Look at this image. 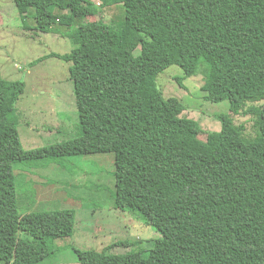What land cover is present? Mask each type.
<instances>
[{
	"label": "trees",
	"instance_id": "1",
	"mask_svg": "<svg viewBox=\"0 0 264 264\" xmlns=\"http://www.w3.org/2000/svg\"><path fill=\"white\" fill-rule=\"evenodd\" d=\"M14 1L25 29L33 8L34 30L75 31L71 52L31 64L50 56L71 63L79 132L25 148L18 111L25 82L0 74V260L37 264L50 254L49 240L74 230V209L20 212L17 162L112 151L115 207L161 235L150 250L112 252L130 244L121 241L76 249L82 264H264V0H102L124 6L123 31L84 21L98 12L93 0ZM63 17L76 28L65 32ZM200 63L205 99H227L231 112L217 114L221 129L206 140L198 120L179 116L180 98L155 92L169 66L191 76ZM240 113L254 114L253 133L235 122Z\"/></svg>",
	"mask_w": 264,
	"mask_h": 264
},
{
	"label": "rangeland",
	"instance_id": "2",
	"mask_svg": "<svg viewBox=\"0 0 264 264\" xmlns=\"http://www.w3.org/2000/svg\"><path fill=\"white\" fill-rule=\"evenodd\" d=\"M94 2L98 4L97 14L85 17L84 21L103 19L123 31L124 6H103L102 0ZM33 10L31 8L26 16L31 29H25L24 17L15 1L0 0V74L10 80L24 81L26 86L21 102L24 101L26 105L30 101L33 104L25 108L29 113L25 115L21 104L18 106L20 136L27 149L62 142L79 132L78 110L69 72L71 63L50 56L31 64L51 52H71L76 47L71 38L75 31L72 36L71 33L65 36L54 31L38 32L33 29ZM61 22L65 32L76 28L75 23L71 24L72 21L64 17ZM139 52L140 49L135 51L136 54ZM205 78L204 63H200L197 72L191 76H185L183 69L173 64L159 74V90L155 91L166 100L180 98L185 108L179 112V116L198 120L202 126L200 138L204 140L209 131L221 129L217 114L231 113L229 100L212 102L205 99L206 93L202 89ZM64 79L70 81H61ZM60 97L65 98L66 108L68 106L64 119L62 115L57 117L54 113L53 116L48 115L52 113L51 104L55 109L56 100ZM38 100L44 102L38 104ZM166 102L175 110L171 101ZM233 117L237 124L244 123L247 133L254 132V114L240 113L233 114ZM46 122L57 126L47 130L43 128ZM28 124H36L34 133L28 132ZM115 167V154L112 151L46 157L14 165L22 214L65 208L75 210L74 230L67 236L49 240L50 254L37 264H82L76 249L102 251L119 241L130 244L116 245L110 249L112 252L125 253L154 247L160 232L138 220L136 213L115 207ZM18 236L33 239L24 231H19ZM0 264L13 263L0 260Z\"/></svg>",
	"mask_w": 264,
	"mask_h": 264
},
{
	"label": "crops",
	"instance_id": "3",
	"mask_svg": "<svg viewBox=\"0 0 264 264\" xmlns=\"http://www.w3.org/2000/svg\"><path fill=\"white\" fill-rule=\"evenodd\" d=\"M94 1V0H93ZM61 81H63V82H68V81H70L69 79L67 80V79H64V80H61ZM61 94V93H60ZM22 99V98H21ZM21 99L19 100V102H18V104H21V109H22V111H24V115L25 114H29L28 112H26L25 111V108L26 107H28L29 106V104L31 103L30 101L28 102V103H26V105H25V102L24 101H22L21 102ZM38 102V104H42L44 101H37ZM56 105H57V107L54 109V107H53V105L51 104V107H50V112H52V113H49L48 115L49 116H53V113L58 117V116H60V115H62L63 116V119L66 117V111H67V109H68V106H67V108H66V100H65V98L64 97H60L59 99H57L56 100ZM32 104V103H31ZM32 106H33V104H32ZM26 112V113H25ZM47 120H48V118H46ZM58 120V119H57ZM56 124H59V123H56ZM36 125V124H35ZM35 125H30V124H28V132L29 133H33V130H35ZM57 125H53L52 123H48V122H46V124H44L43 125V128H46L47 130H50V128L51 127H56ZM49 127V128H48ZM58 128H61V127H58ZM62 128H64V125H63V127ZM52 130V129H51Z\"/></svg>",
	"mask_w": 264,
	"mask_h": 264
}]
</instances>
